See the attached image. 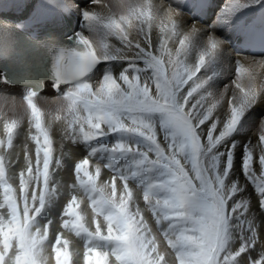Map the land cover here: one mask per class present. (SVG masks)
<instances>
[{"label": "snow or ice", "instance_id": "6c2138e0", "mask_svg": "<svg viewBox=\"0 0 264 264\" xmlns=\"http://www.w3.org/2000/svg\"><path fill=\"white\" fill-rule=\"evenodd\" d=\"M167 2L163 16V8H153L149 0H120L121 14L100 16L93 11L100 0H88L80 10L88 30L115 37L120 48L106 40L97 46L77 32L72 46L51 53L48 81L18 74L15 66L0 70V91L26 105L35 145L34 158L25 148V166L14 164L20 168L18 188L6 178L0 156V264H47L49 247L55 264H73L75 253L61 230L83 240L84 264H111L112 257L115 264H264V248L259 258L249 254L258 236L253 209L264 227V134L257 137L258 157L251 139L238 135L257 121L264 128V83L248 73L247 83L233 80L234 90L225 86L230 97L213 83L219 69L232 68V49L217 28L236 27L246 37L258 34L257 55L264 56V0H227L207 28L189 27L180 18L188 0ZM254 5L261 6L258 24L232 21ZM194 6L204 4L194 0ZM113 62L118 75L104 70ZM235 64L240 75L239 61ZM16 86L23 87L7 91ZM49 88L60 103L49 123L63 124L61 138L76 145L82 141L88 150L75 163L76 182L68 186L72 194L62 213L55 206L59 182L54 177L63 163L38 106L47 102L43 92ZM217 95L225 101L222 114L214 112ZM16 128V120L4 123L9 148ZM102 169L111 177L98 186ZM76 189L87 197L94 230L85 226ZM136 191L142 192L154 227ZM162 244L174 253L171 262Z\"/></svg>", "mask_w": 264, "mask_h": 264}, {"label": "bare ground", "instance_id": "6f19581e", "mask_svg": "<svg viewBox=\"0 0 264 264\" xmlns=\"http://www.w3.org/2000/svg\"><path fill=\"white\" fill-rule=\"evenodd\" d=\"M61 3L68 7L73 13L74 15L76 16V24H75V31L76 32H81L83 35H85L86 37H88L89 39H92L94 41V39L92 38V36H100V40L98 41H94L98 46H101L105 40L106 42H108L110 45H112L113 48H120L121 47V44L120 42L115 38V37H107L105 38L104 35L102 33L98 34V33H93V32H90L87 28V25L85 24V22L83 21V18L81 16V12L80 10L83 9L85 7V5L88 3V0H60ZM149 2L153 5V8H157V7H162L163 8V12H161V16L164 15V13L167 12L168 10V7H169V3L167 2V0H149ZM172 2H179V0H172ZM227 3V0H214L213 2V5H212V8L209 12H207V9H206V6L204 5V7H195L194 6V0H188V6L186 8H183L182 11H180V18H182L183 20L187 21L188 22V26L191 27L193 24H197V25H200V26H203L205 28H207L208 26L210 25H213L214 21H217L218 20V17L220 16L221 12H222V8L224 7V5ZM120 4V0H100V3H98L95 8H93V11H95L98 15L100 16H105V15H119L121 14V8L119 6ZM219 6V10H217L218 6ZM217 6V7H216ZM261 8L260 5H254L252 8H249V9H243L241 10L240 12L236 13L235 16L232 18V21L234 22H243V21H248V20H254L257 13H258V10ZM214 9L213 13L212 10ZM212 14V16H211ZM159 23V21H157V24ZM225 30L222 31L221 30V27L220 28H217L216 30V34L223 37L225 40L228 41V44L229 46L231 47L232 49V59L234 58L235 60L237 61H240L242 63H249L248 65L250 64H257L256 66H259L258 64H261V65H264V63H261V61H264V56H257V55H254V54H251L250 52L244 50V53H239L240 51L239 50H236L234 47H237L236 45H240V38L242 36L241 32L236 28V27H232L231 28V31L228 32V30L230 28H226V27H223ZM155 32H159V28L158 27H154L153 29ZM135 34V33H133ZM240 47V46H239ZM237 47L238 49H242V48H239ZM195 54L191 57L190 60H192L194 58ZM195 61V59L193 60ZM241 64V63H240ZM247 66V64H246ZM252 66V65H251ZM248 67L249 68H251ZM254 66V65H253ZM118 67V65L113 62V63H109L107 65H105V70L106 68H110V70H107V71H112L115 75H118V72H116V68ZM255 67V66H254ZM260 68V67H259ZM252 69V68H251ZM258 69V68H257ZM255 72H256V67H255ZM250 71V70H249ZM248 71V72H249ZM253 71V70H252ZM260 71V70H259ZM227 72V71H226ZM226 74V73H225ZM230 76V74H228ZM226 74V76H228ZM232 75V74H231ZM227 78V77H226ZM225 79V77H224ZM230 79V78H229ZM225 81V80H224ZM20 87H13V88H10L8 89L7 91L9 92H15V91H19ZM44 94H47V98H51L53 99L55 96L53 95V92L52 90L49 88L47 90H45L43 92V95ZM51 94V95H50ZM57 99V97H56ZM50 100V99H49ZM50 101H53V100H50ZM49 101V102H50ZM56 101V100H55ZM54 101V102H55ZM59 102V101H57ZM47 103V102H45ZM24 105L21 101V99L18 97V96H13V95H7L5 91H0V108H6L7 110H9V112H17V110L15 109V106H17V108H20L18 105ZM41 104V103H40ZM59 104V103H57ZM56 105V104H55ZM60 105V104H59ZM26 107V106H25ZM24 107V108H25ZM41 107V106H40ZM44 107V106H43ZM47 107L49 108V106L47 105ZM53 107V106H52ZM51 108V107H50ZM56 108V107H55ZM46 110V108H44ZM54 109V108H53ZM52 109V110H53ZM1 110V109H0ZM20 110V109H19ZM26 110V108H25ZM43 110V108H42ZM50 110V111H52ZM5 111V109H4ZM55 111V110H54ZM217 111V110H215ZM219 111V110H218ZM3 112V111H2ZM222 112V111H221ZM25 113V112H23ZM48 113V112H47ZM217 113V112H216ZM220 114V112H219ZM49 116V114H47ZM47 115L45 117V119L47 120ZM4 116V115H3ZM25 117V116H24ZM220 117V116H219ZM217 117V119L219 118ZM5 120L7 121V118L4 117ZM15 118V117H14ZM3 119V117H2ZM12 119V118H11ZM23 121H24V118H23ZM4 121H1L0 122V127H2V124H3ZM47 123V122H46ZM23 124V123H22ZM21 124V125H22ZM257 125V124H256ZM4 126V124H3ZM54 126V125H53ZM18 127V126H17ZM26 127H27V124H23L21 127L17 128L14 132H13V136H12V139H13V144L12 146L9 148L10 151L12 152V156L13 154H18L20 152V148H18V146H20V141H22V139H24V144H25V141H26V137H27V133H26ZM252 127V126H251ZM258 127V126H257ZM260 127V126H259ZM250 128V127H249ZM261 128V127H260ZM1 129V128H0ZM50 129V133H52L51 135L53 136H59L58 140H60L61 143H63V139L61 138L62 136V130H63V124L62 126H55L53 129L51 127H49ZM245 129V128H244ZM243 129V130H244ZM248 129V127H247ZM253 130V128H251ZM246 130V129H245ZM258 130V129H257ZM250 131V130H249ZM255 131V130H254ZM245 132H248V131H245ZM241 133H244L241 132ZM240 134V133H239ZM249 134V133H248ZM252 134V132H251ZM258 134V133H257ZM7 135L5 132L3 133V136ZM247 135V134H246ZM255 135V134H254ZM253 135V136H254ZM262 135V134H261ZM240 136V135H239ZM242 136V134H241ZM246 137V136H245ZM248 137V136H247ZM249 138V137H248ZM55 139V138H53ZM112 139L114 140L115 137H112ZM4 140V139H3ZM56 140V139H55ZM54 140V141H55ZM69 143L67 144V150L69 152V147H71V151L70 153H68L69 157H65L66 155L65 154H61V155H58L57 157H60L62 159V163H63V166L62 168L59 170V175H56L54 177V180L55 181H58L59 182V193H58V196L54 198L55 200V206L58 208L59 212L62 213L63 211V206L67 203L68 201V198L65 196V192H64V189H63V185L70 181L71 183H74L75 181V172H74V167L71 166V170L69 171V165L71 164H68L66 162H79V160L83 159L86 155H87V149L84 147L83 145V142L81 141V143L79 145H76V144H73V142L71 140H68ZM253 145L256 146V141H254V139L252 138L251 139ZM66 142V140H65ZM105 142H107V138L105 140ZM56 143V141H55ZM60 143V144H61ZM22 146V145H21ZM24 146V145H23ZM254 146V149L255 151H258V147H255ZM60 146H58L59 148ZM64 148V147H63ZM60 149V148H59ZM19 150V152H18ZM57 152V151H56ZM61 152H63L61 150ZM258 153V152H257ZM256 153V154H257ZM260 153V151H259ZM84 154V156H82ZM86 154V155H85ZM20 156H22V154L20 155L19 154V161H15L14 160H11L12 158L10 157L8 160H5V163L8 165L10 162L13 163V166L16 162H18L20 164V167H23V162L20 160ZM256 156V155H255ZM15 157V155H14ZM16 158V157H15ZM65 158V159H64ZM95 158V157H94ZM92 159V162L90 163L89 165V169L90 171L94 172L95 170V164H96V160L95 159ZM15 169H18L16 167H14ZM20 170V168L18 169ZM7 171V170H6ZM9 171V170H8ZM15 174L16 170H12ZM10 170V174L9 176H7L6 178L8 179L9 183H11L13 185L14 188H17L18 187V183H19V179H17V177L15 178L13 175H12V172ZM105 171L102 169V172H101V176L103 177V179H98L97 180V185L100 186V185H103L105 184V179H110L108 177H111L110 175H107L104 173ZM7 173V172H6ZM17 173V172H16ZM243 182V181H242ZM253 187V186H252ZM71 190V189H70ZM78 190H81V189H76L75 192L77 195L81 196V201H80V211L84 214L85 216V220H86V223L89 225V222L91 220V217H90V214H91V209L89 207H87V199L85 200V197L81 194L82 191H78ZM72 191V190H71ZM106 194H107V190H106ZM140 194L139 191H136L135 192V199L137 200L139 206L141 207V211L144 213L145 215V209L143 208V200H138V195ZM87 198V197H86ZM246 198V197H245ZM248 198V197H247ZM85 200V201H84ZM145 207V206H144ZM254 210V209H253ZM151 213V212H150ZM252 214H255V210L253 211ZM257 215V214H255ZM149 216H152L151 214ZM148 214L145 215V218L149 221H152L153 219H149L148 217ZM254 217V216H253ZM51 218H54V217H51ZM256 218V217H255ZM253 218V219H255ZM258 219H260L258 217ZM57 220V227L59 226V219L58 217L56 218ZM256 221V219L254 220ZM261 221V220H260ZM150 224V222H149ZM259 226V224H257ZM150 226H152L150 224ZM154 227V226H153ZM264 228V227H263ZM259 229V228H258ZM263 231V229H261ZM54 233H55V229H53ZM62 233H65L66 230H61ZM259 231V230H258ZM257 231V232H258ZM264 232V231H263ZM258 236H262L261 234L258 235ZM66 237V236H65ZM64 237V238H65ZM263 237V236H262ZM262 237L260 239H262ZM259 238V237H257ZM264 238V237H263ZM79 239V237H77L76 239H74V242L75 244L76 241H79L77 240ZM258 240V239H257ZM80 241L83 242L82 239H80ZM79 241V242H80ZM261 241V240H260ZM263 241V240H262ZM81 242V243H82ZM80 243V245H81ZM259 243V242H258ZM71 244V243H70ZM261 244V242L259 243ZM264 244V243H263ZM72 246V245H71ZM257 246V245H256ZM263 246V245H262ZM75 247V246H74ZM258 247V246H257ZM72 248V247H71ZM71 248L69 249V251L71 250ZM262 248V247H261ZM264 248V247H263ZM76 252L75 255H73L72 257L75 258V262H78L80 264H82V260H83V256H82V252L79 251L81 249H77L76 247L73 248ZM260 249V248H259ZM72 251V250H71ZM260 251V250H259ZM262 251V250H261ZM73 252V253H75ZM71 253V252H70ZM254 253V252H253ZM252 253V254H253ZM261 253V252H260ZM259 253V254H260ZM251 254V255H252ZM46 255L48 256V261H47V264H51L52 262L50 261V255H49V248L46 252ZM255 256V255H253ZM257 257H258V254H257ZM256 258V257H255ZM169 261L171 262L172 260L169 258ZM73 263V264H74ZM76 263V264H78Z\"/></svg>", "mask_w": 264, "mask_h": 264}, {"label": "rangeland", "instance_id": "374dc122", "mask_svg": "<svg viewBox=\"0 0 264 264\" xmlns=\"http://www.w3.org/2000/svg\"><path fill=\"white\" fill-rule=\"evenodd\" d=\"M218 6V5H217ZM216 6V7H217ZM217 10H219V6H218V8H217ZM234 22V21H233ZM226 28H230L229 30H228V32L229 31H231V28L232 27H226ZM221 30L222 31H224L225 29L223 28V27H221ZM92 38L94 39V41L96 42V41H98V40H100V36H92ZM97 43V42H96ZM98 44V43H97ZM96 44V45H97ZM98 46V45H97ZM236 50H239L240 52L239 53H244V49L242 48V47H239V48H242V49H238L237 47H234ZM244 54H246V53H244ZM257 56H260V55H257ZM263 57V56H262ZM196 58V56H194V58L192 59V60H190V62H192V63H194L195 61H193L194 59ZM231 60H232V68L230 69V70H227V72H226V70L225 69H223V68H221V69H219V71L221 72V75H219L217 78H216V80L213 82L214 84H215V89L217 90V92L218 93H224L225 94V96H227V97H230L231 95H232V91L231 90H234L235 89V85L232 83V81L233 80H240L241 82H243V83H247V75H248V73H251V74H254L256 77H257V83L258 84H260V83H264V65H261V64H258L259 66H256L257 64H250V65H248L249 63H246L247 64V66L248 67H250L251 65V68H249L248 69V67L246 66V64L245 63H242V62H240L239 61V66L241 67V69H242V72H241V74L240 75H237L236 74V72H235V67H236V64H235V62L237 61V60H235L234 58L232 59L231 58ZM241 63V64H240ZM256 67V72H255V67ZM260 67V68H259ZM258 68V69H257ZM105 70V69H104ZM107 70H110V68H106V70L105 71H107ZM250 70V71H249ZM253 70V71H252ZM260 70V71H259ZM249 71V72H248ZM228 75V74H230V76L228 75V76H226V74ZM232 74V75H231ZM224 77H225V79H224ZM227 77V78H226ZM230 78V79H229ZM225 80V81H224ZM229 86V89H231V90H229V91H225V86ZM51 95V94H50ZM44 96L45 97H47V94H44ZM55 96V95H54ZM53 100V101H50V100ZM56 100V101H55ZM50 101V102H49ZM55 101V102H54ZM57 101H59L58 100V98L56 99V96L53 98V99H51V98H49L48 97V99H47V103H45L46 101L45 100H41V101H39V104H38V106L40 107L41 106V109L43 108V112L45 113V117H46V115L47 114H49V116L47 115V120L45 119V126L46 127H51L52 129L55 127V126H62V124L60 123V122H56V124L53 126V125H51L50 123H49V120H50V116L51 115H56V114H58L57 112H56V109L60 106L59 104V102H57ZM218 101V102H217ZM213 103H217V106H216V108L214 109V112L216 113H219L220 112V114H222L223 113V111H224V108H223V106H224V103H225V101H224V99L222 98V97H220L219 95H217V97H216V99L215 100H213L212 101ZM41 103V104H40ZM57 103H59V104H57ZM56 104V105H55ZM47 105L49 106V108L47 107ZM20 108H17V106H15V109L17 110V112L15 111V112H9V110H7L6 108H0L1 110H0V122L1 121H4L3 122V124L4 123H6V122H11L12 120H16L17 121V128H19V127H21L23 124H27V127H26V133H27V137H26V141H25V144H24V139H22V141H20L19 143H20V146H18V148H20L19 150H20V152H19V150H18V154H13V156H12V152L10 151V149L7 147V135H5V136H3V133L5 132L4 131V126H3V124H2V127H0L1 129H0V156H3V158H4V160H8L10 157L12 158L11 160H14L15 159V161H19V154L21 155L22 154V156H20V160L23 162V167L25 166V161H24V151H25V148H27V149H30L31 150V154L33 155V158H34V155H35V145H34V142L29 138V124H28V121H29V112H28V110H27V108L25 107L26 105H18ZM44 106V107H43ZM53 106V107H52ZM26 108V110H25V108ZM51 107V108H50ZM56 107V108H55ZM44 108H46V110L44 109ZM54 108V109H53ZM4 109H5V111H4ZM20 109V110H19ZM53 109V110H52ZM50 110H52V111H50ZM55 110V111H54ZM215 110H217V111H215ZM219 110V111H218ZM3 111V112H2ZM222 111V112H221ZM23 112H25V113H23ZM48 112V113H47ZM4 115V116H3ZM25 116V117H24ZM2 117H3V119H2ZM4 117H6L7 118V121L5 120V118ZM15 117V118H14ZM217 117H219V115L217 116ZM12 118V119H11ZM23 118H24V121H23ZM220 118V117H219ZM218 118V119H219ZM47 122V123H46ZM23 123V124H22ZM22 124V125H21ZM257 124V125H256ZM1 125V124H0ZM252 126V127H251ZM250 126V128L248 127V126H246L245 127V129L243 130V129H241V131H240V134H238V135H240L241 136V134H242V137H249L250 139H254V141H256V144H257V137H259L261 134H264V128H260L259 127V122L257 121L255 124H252ZM258 126V127H257ZM247 127H248V129H247ZM16 128V129H17ZM251 128H253V130L251 129ZM15 129V130H16ZM258 129V130H257ZM250 130V131H249ZM255 130V131H254ZM34 131V130H33ZM244 131V133H241V132H243ZM245 131H248V132H245ZM251 132H252V134H251ZM249 133V134H248ZM258 133V134H257ZM52 134V133H51ZM247 134V135H246ZM255 134V135H254ZM254 135V136H253ZM52 137L53 138H55V139H53V141L55 140L56 141V143H55V141H54V154L56 155V156H58V155H61V154H65L66 156L65 157H69V155H68V153H70V151H71V147H69L70 149H69V152H68V148H67V144L69 143V141H68V139H63V143H61L60 142V140H58V138H59V136L57 135V136H53L52 135ZM247 137V138H248ZM4 139V140H3ZM65 140H66V142H65ZM247 142V141H246ZM61 143V144H60ZM22 145V146H21ZM24 145V146H23ZM58 146H60L59 148H58ZM162 146H164V145H162ZM253 146H255V145H253ZM64 147V148H63ZM259 149V148H258ZM61 150L63 151V152H61ZM57 151V152H56ZM258 152V153H257ZM257 153V154H256ZM259 150L258 151H255V155H256V157H258L259 156ZM14 155H15V157H14ZM86 155V154H85ZM82 156H84V154L82 155ZM102 159H103V157H101ZM65 159V158H64ZM96 161H97V158H94ZM66 163H68V164H71V166H75V163H77V162H66ZM104 163H107V160L106 159H104ZM257 163H258V161H257ZM255 167V166H254ZM17 168V167H16ZM22 168V167H21ZM19 169V168H18ZM18 169H15L14 168V166L13 167H11V168H9V167H7V164H6V170H5V172H7L6 173V175L8 174V173H10V170L12 171V170H16V172H15V174H14V172L12 173V175L16 178L17 177V179H19V172H20V170H18ZM9 170V171H8ZM105 172V174H107V175H110L111 176V173H110V171L109 170H107V169H103ZM11 174V173H10ZM10 174H8L7 176H9ZM259 174V173H258ZM6 176V177H7ZM8 178V177H7ZM108 178H110V177H108ZM85 179H86V177H85ZM237 179H239V177H237ZM75 182H76V179L74 180ZM108 181H110V179H105V182H108ZM74 182V183H75ZM74 183H71L70 181H68V182H66L64 185H63V189H64V192H65V196L68 198V200L71 198V194H72V191L69 189V185H71V184H74ZM241 183H243L242 181H241ZM58 186H59V184H58ZM253 185H249V187H250V190L251 191H253L254 192V186L252 187ZM18 188V187H17ZM2 189H0V198H2ZM78 191H82V189L81 190H78ZM81 194L85 197V200L87 199L86 198V196H85V194L83 193V191L81 192ZM248 197V198H247ZM244 199H246L247 201H248V203H249V205L251 206L252 204H253V201H252V198H251V196H246V198L244 197ZM84 200V201H85ZM138 200L140 201V200H143V198H142V192H140V194L138 195ZM143 208L145 209V215H147L148 214V216L151 214L150 212V210H148L146 207H144V205H143ZM254 211V210H253ZM253 211L250 213V217L251 218H255L256 219V221H254L255 222V225H256V228H257V231H258V235H262L263 237H264V228L261 226V221H260V219H258V217H259V215H258V213H256V211H255V214H257V215H255V214H252L253 213ZM152 215V214H151ZM254 216V217H253ZM90 217H91V214H90ZM152 216H149L148 218L149 219H152L151 218ZM51 218V217H50ZM260 218V217H259ZM254 219V220H255ZM85 222V226L86 227H89L90 229H92V230H94V228H95V225L94 224H92V222H91V220H90V222H89V225L86 223V220L84 221ZM149 222H150V224L152 225V226H154L155 225V221H154V219L152 220V221H150L149 220ZM257 224H259V226L257 225ZM259 228V229H258ZM261 229H263V231L261 230ZM54 232V231H53ZM63 236L69 241V249L71 248V250H70V252L71 253H73V252H75V250L73 249V248H77V249H81V250H79V251H81L82 252V256H83V252H84V242H82V241H80V238L79 239H77V240H79V241H76V243L77 244H75V242H74V239H76L77 237L75 236V233L74 232H69V231H67L66 230V232L65 233H63ZM262 236H257V237H259V238H257L258 240H257V246H255V249L254 250H252L249 254L251 255L253 252V254L251 255L252 257H256V258H259V256H260V252H261V250H262V248L264 247V238L262 237ZM262 237V239H260ZM261 240V241H260ZM263 240V241H262ZM54 242V241H53ZM82 242V243H81ZM261 242V244H259V243ZM71 243V244H70ZM80 243H81V245H80ZM72 245V246H71ZM263 245V246H262ZM75 246V247H74ZM162 250H165L166 251V253H168L169 255H168V259L170 258L171 260H174V253H171L170 252V250H168L167 249V247H166V245H164V244H162ZM262 247V248H261ZM260 248V249H259ZM260 250V251H259ZM260 253V254H259ZM75 254H76V252H75ZM249 254H246V256L247 255H249ZM257 254H258V257H257ZM49 255H50V261L52 262L51 264H55V258H54V254L51 252V248L49 247ZM253 255H255V256H253ZM75 260V258H73L72 257V261H73V263L75 262L74 261ZM83 261V260H82ZM76 263H78V262H76ZM76 263H74V264H76ZM78 264H80V263H78ZM82 264H84V261L82 262ZM111 264H115V260H114V257H112L111 258Z\"/></svg>", "mask_w": 264, "mask_h": 264}]
</instances>
